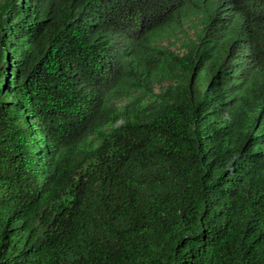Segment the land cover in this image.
<instances>
[{"label": "trees", "instance_id": "obj_1", "mask_svg": "<svg viewBox=\"0 0 264 264\" xmlns=\"http://www.w3.org/2000/svg\"><path fill=\"white\" fill-rule=\"evenodd\" d=\"M0 264H264V0H0Z\"/></svg>", "mask_w": 264, "mask_h": 264}, {"label": "rangeland", "instance_id": "obj_2", "mask_svg": "<svg viewBox=\"0 0 264 264\" xmlns=\"http://www.w3.org/2000/svg\"><path fill=\"white\" fill-rule=\"evenodd\" d=\"M192 30L187 26L181 30H176L163 38V46L174 50V52L181 54L187 49V44L190 38H193Z\"/></svg>", "mask_w": 264, "mask_h": 264}]
</instances>
